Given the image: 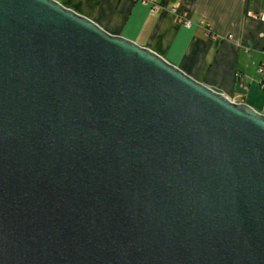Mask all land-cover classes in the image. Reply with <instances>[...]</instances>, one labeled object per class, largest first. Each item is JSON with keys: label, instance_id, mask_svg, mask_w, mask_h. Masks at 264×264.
<instances>
[{"label": "water", "instance_id": "1", "mask_svg": "<svg viewBox=\"0 0 264 264\" xmlns=\"http://www.w3.org/2000/svg\"><path fill=\"white\" fill-rule=\"evenodd\" d=\"M0 264H264V115L55 0H0Z\"/></svg>", "mask_w": 264, "mask_h": 264}, {"label": "crops", "instance_id": "2", "mask_svg": "<svg viewBox=\"0 0 264 264\" xmlns=\"http://www.w3.org/2000/svg\"><path fill=\"white\" fill-rule=\"evenodd\" d=\"M55 1L264 115V0H157L158 11L141 0Z\"/></svg>", "mask_w": 264, "mask_h": 264}, {"label": "built area", "instance_id": "3", "mask_svg": "<svg viewBox=\"0 0 264 264\" xmlns=\"http://www.w3.org/2000/svg\"><path fill=\"white\" fill-rule=\"evenodd\" d=\"M144 4H151L152 5V9L155 10V11H158L160 10L161 6L160 4L158 3L157 0H141ZM175 12H178L176 9H174ZM263 20H264V16H262ZM179 22L181 24H183L184 26L186 27H190L191 26V22L186 20L184 18V16L182 15H179Z\"/></svg>", "mask_w": 264, "mask_h": 264}]
</instances>
